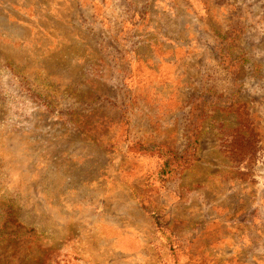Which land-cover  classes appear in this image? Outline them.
<instances>
[{
  "label": "rangeland",
  "instance_id": "rangeland-1",
  "mask_svg": "<svg viewBox=\"0 0 264 264\" xmlns=\"http://www.w3.org/2000/svg\"><path fill=\"white\" fill-rule=\"evenodd\" d=\"M0 264H264V0H0Z\"/></svg>",
  "mask_w": 264,
  "mask_h": 264
},
{
  "label": "trees",
  "instance_id": "trees-1",
  "mask_svg": "<svg viewBox=\"0 0 264 264\" xmlns=\"http://www.w3.org/2000/svg\"><path fill=\"white\" fill-rule=\"evenodd\" d=\"M134 150L141 154L157 155L163 162L159 169L160 174H177L182 171L183 166L190 164L191 158L186 154H180L174 149H169L164 145H150L139 143Z\"/></svg>",
  "mask_w": 264,
  "mask_h": 264
}]
</instances>
